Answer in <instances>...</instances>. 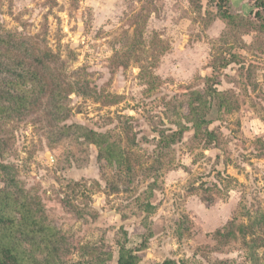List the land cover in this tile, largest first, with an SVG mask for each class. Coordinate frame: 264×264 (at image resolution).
<instances>
[{"label":"rangeland","instance_id":"obj_1","mask_svg":"<svg viewBox=\"0 0 264 264\" xmlns=\"http://www.w3.org/2000/svg\"><path fill=\"white\" fill-rule=\"evenodd\" d=\"M258 1L229 0L228 19L206 0H0V40L14 43L3 62L20 60L47 84L0 114V201L14 219L0 239L29 264H46L55 247L66 264H100L108 251L106 264H117L119 244L138 264H264ZM223 58L231 62L217 88L231 110L212 100L215 139L194 137L187 99ZM177 126H187L182 138L157 149ZM84 128L122 147L120 170ZM23 208L53 236L44 241L47 231L23 222Z\"/></svg>","mask_w":264,"mask_h":264},{"label":"trees","instance_id":"obj_2","mask_svg":"<svg viewBox=\"0 0 264 264\" xmlns=\"http://www.w3.org/2000/svg\"><path fill=\"white\" fill-rule=\"evenodd\" d=\"M228 2L229 0H206L207 6L216 8L221 11L220 13L223 18L230 19L231 15L224 10V6ZM258 3L260 10L255 13V16L260 22V30L264 32V0H259ZM11 40L12 39L9 36H3L0 40V82L3 84L5 81L6 83L14 85L15 89L13 91L9 89L0 90V114L8 112L10 108L29 105L31 103L30 99L33 98L34 94H37L34 99L36 100L40 94L45 95L47 93L46 82L42 77L32 72L26 63L17 59H13L10 63L3 62L4 57L11 53V48H14V43H12ZM35 60L39 61L40 64H44L40 58H36ZM229 62H231L230 59L223 58L220 62L215 64L211 74L205 78L204 89L202 91H192L187 99V114L183 118L190 122L191 127L194 129V137L201 134L207 136L210 141L215 139L214 132L208 129L210 120L207 118L212 100L216 99L218 101V110L220 112H229L231 110L232 106L228 93L220 91L217 88V85L220 83L221 69L227 67ZM20 84H22L24 88H17V85ZM186 129L187 126H177L176 130H169L160 135L157 142V149L165 148L174 144L176 141H179ZM84 130L85 139L96 147L98 156L107 165H113L116 169L120 170L126 161V156L122 147L111 140L106 132L102 133L91 129L88 130L86 128H84ZM8 203L9 202L5 200L0 201V226H12V224H14V219L3 212V208L8 206ZM23 211L24 212H21L23 222H28L29 224L38 227L37 220H30L31 215H33L32 211L27 208H23ZM37 231H47L49 233L42 238L44 241H46L49 236H53L52 229L46 228L42 225H39ZM57 250L58 249L55 247L54 249L47 251V258L45 259L46 264H66L60 260L53 259ZM105 255V258L99 261L100 264H106L107 261L111 260V251H108ZM50 256H52V259L49 258ZM138 260V256L133 253L132 249L127 248L124 244H119L117 264H138ZM0 264L29 263L23 251L18 250L13 244L12 239L10 237H5L0 239ZM32 264H41V261H33ZM71 264H83V262ZM152 264H177V262L174 259L167 258L163 261Z\"/></svg>","mask_w":264,"mask_h":264}]
</instances>
